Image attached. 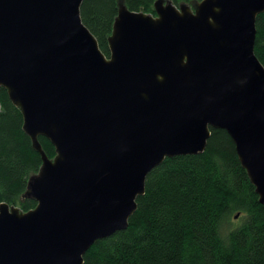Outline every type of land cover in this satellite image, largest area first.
I'll list each match as a JSON object with an SVG mask.
<instances>
[{
	"label": "water",
	"instance_id": "obj_1",
	"mask_svg": "<svg viewBox=\"0 0 264 264\" xmlns=\"http://www.w3.org/2000/svg\"><path fill=\"white\" fill-rule=\"evenodd\" d=\"M82 1L0 0V87L41 157L21 195L36 205L0 203V264H82L127 227L147 173L202 152L210 127L228 133L264 204V0H155L154 15L118 0L108 57Z\"/></svg>",
	"mask_w": 264,
	"mask_h": 264
},
{
	"label": "trees",
	"instance_id": "obj_2",
	"mask_svg": "<svg viewBox=\"0 0 264 264\" xmlns=\"http://www.w3.org/2000/svg\"><path fill=\"white\" fill-rule=\"evenodd\" d=\"M155 0H122L129 10L155 14ZM192 5L200 0H171ZM118 0H83L80 17L109 56L108 37ZM254 53L264 65V11L255 20ZM0 203L27 211L36 205L22 198L28 177L41 165L22 129V114L0 87ZM38 141L49 158L54 146ZM124 230L96 240L82 264H264V204L237 157L228 133L210 127L205 149L166 157L151 169L144 193ZM239 223L223 233L233 215Z\"/></svg>",
	"mask_w": 264,
	"mask_h": 264
},
{
	"label": "rangeland",
	"instance_id": "obj_3",
	"mask_svg": "<svg viewBox=\"0 0 264 264\" xmlns=\"http://www.w3.org/2000/svg\"><path fill=\"white\" fill-rule=\"evenodd\" d=\"M240 215H237L236 218L233 217V215L227 220V222L225 223V226L223 227V233L226 232L228 229H231L233 227H235L239 221H240V218H239Z\"/></svg>",
	"mask_w": 264,
	"mask_h": 264
}]
</instances>
